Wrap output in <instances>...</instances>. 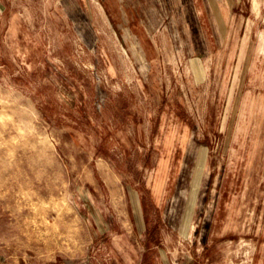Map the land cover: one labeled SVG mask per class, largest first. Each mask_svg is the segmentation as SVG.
<instances>
[{"label":"rangeland","instance_id":"374dc122","mask_svg":"<svg viewBox=\"0 0 264 264\" xmlns=\"http://www.w3.org/2000/svg\"><path fill=\"white\" fill-rule=\"evenodd\" d=\"M63 1L0 0V264L124 257L127 193L100 176L147 156L201 202L163 225L169 264H264V0H140L124 36L102 0Z\"/></svg>","mask_w":264,"mask_h":264},{"label":"crops","instance_id":"0c3cea01","mask_svg":"<svg viewBox=\"0 0 264 264\" xmlns=\"http://www.w3.org/2000/svg\"><path fill=\"white\" fill-rule=\"evenodd\" d=\"M102 3H104L110 13L115 14V16L114 14L110 15L109 18L118 22L116 29L120 31L122 36L131 33L132 28H136L140 32V27H133V23L131 24L133 20L131 13L135 10L137 13L143 12L144 15L140 13L137 16V20H140L149 11L146 1L137 0L136 5H132V0H127V3L124 0H102ZM63 6L67 14L72 15L74 13L75 7L72 4V0L63 1ZM133 6H135V9H133ZM127 50L135 51L138 49L135 46H127ZM137 147L140 148L139 144H137ZM157 160L158 157L150 161L147 156L146 163L144 162L145 164L141 166L149 168L148 165L151 163L154 167L152 172L147 173L143 179L142 177L140 178V168L137 175L128 173L124 169L116 171L110 168L108 172L101 173L100 179L107 186L108 194L111 197L120 196L121 198V195L124 194L125 196V193H127L131 218L128 220L121 219L119 226L126 229L127 232L131 231L135 237L133 239L135 242L131 244V247H127V253L124 257L123 253H118L120 257H116L114 264H169L165 253L154 250L156 245L160 243L163 225L166 223L177 232H186L194 219V214L198 212L197 204L199 203V206H201L200 200H193V196L190 198L189 190L184 191L181 186H172L171 180L166 173L167 171L162 170L163 175L161 170L156 171ZM201 164L202 162L199 163L200 166ZM126 174L135 182L141 181V183L136 184L134 182L131 185L126 182L124 189V184L121 181H123V177L126 181L128 180ZM132 174H134L135 178H133ZM94 205L92 200L88 204L85 203L87 210L91 213L89 215H94V225L99 229L103 227L107 229L109 223L107 224L106 222L105 224L100 211H97ZM189 208L190 211H188ZM119 209L125 214L121 206H119ZM123 217L125 218V216ZM88 222L91 224V221Z\"/></svg>","mask_w":264,"mask_h":264},{"label":"bare ground","instance_id":"6f19581e","mask_svg":"<svg viewBox=\"0 0 264 264\" xmlns=\"http://www.w3.org/2000/svg\"><path fill=\"white\" fill-rule=\"evenodd\" d=\"M263 49H264V47H263ZM172 127H174V126H172ZM170 128H171V127H170ZM168 131H169V130H168ZM169 133H170V132H169ZM171 133H172V132H171ZM167 136H168V135H167ZM238 137H239V136H238ZM239 139H240V138H239ZM238 141H239V140H238ZM235 145H236V144H235ZM238 145H239V144H238ZM235 151H236V149H235ZM236 154H237V153H236ZM239 155H240V154H239ZM163 158H164V157H163ZM163 158H162V159H163ZM200 159H201V157H200ZM232 159H233V158H232ZM163 160H164V159H163ZM163 160H162V161H163ZM160 162H161V160H160ZM159 164H160V163H159ZM162 164H164V163H162ZM233 165H235V164H233ZM198 169H199V168H198ZM160 170H161V169H160ZM162 170H163V169H162ZM162 170H161V171H162ZM158 171H159V170H158ZM197 172H199V171H197ZM195 173H196V172H195ZM162 175H163V171H162ZM195 175H196V174H195ZM197 176H198V175H197ZM194 177H196V176H194ZM194 182H195V181H194ZM226 191H227V190H226ZM190 192H191V191H190ZM190 194H191V193H190ZM192 203H193V202H192ZM189 206H190V205H189ZM186 210H187V209H186ZM188 211H190V208H189ZM191 213H192V212H191ZM187 217H188V216H187ZM182 220H183V219H182ZM182 220H181V221H182ZM185 221H186V220H185ZM187 221H188V220H187Z\"/></svg>","mask_w":264,"mask_h":264}]
</instances>
